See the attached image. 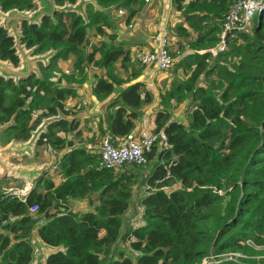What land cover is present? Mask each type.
Returning a JSON list of instances; mask_svg holds the SVG:
<instances>
[{
    "label": "trees",
    "instance_id": "trees-1",
    "mask_svg": "<svg viewBox=\"0 0 264 264\" xmlns=\"http://www.w3.org/2000/svg\"><path fill=\"white\" fill-rule=\"evenodd\" d=\"M84 1V12L78 13L65 9L78 0H54L58 11L52 17L23 23L24 49L31 56L50 53L47 63L40 62L39 74L26 81L0 77V146L28 142L43 125L36 147H70L57 162L59 183L43 170L25 201L0 188V264L30 263L34 229L44 245L58 248L44 264H202L204 259L208 264H264L254 257L264 254V11L259 30L254 17L252 37L233 33L229 37L237 36L226 40L229 51L212 60L210 50L219 43L225 16L237 0H171L181 15L171 30L178 40L175 46L181 48L179 41L184 40L193 54L174 65L175 71H189L187 78H175L160 98L153 132L163 133L165 140L159 139L148 154L150 170L105 171L99 169V153L72 148L59 136L78 127L74 119L59 115H67L65 102L75 97L76 76L92 66L104 72L96 78L93 94L98 101L107 100L99 133L117 146L133 131L153 95L144 82L125 81L115 74L117 61L125 66L130 62L125 46L95 38L98 30L105 36L104 27L113 29L106 10L126 11L124 21L130 22L144 10V2ZM37 9L34 0H0L2 13L31 14ZM14 45L0 20V61L16 69L21 60ZM223 55L239 57L238 64L220 67ZM71 58L74 75L58 67ZM144 70L145 66L143 71L133 69L131 76L139 78ZM213 76L218 77L217 87ZM202 80L209 83L201 87ZM116 88L119 92L110 98ZM187 100L188 124L171 120L173 105ZM135 187L143 194L142 222L122 232V216ZM73 200H88L92 209L73 211ZM32 205L44 217L41 225L29 212ZM119 239L128 242L134 256L113 254ZM228 253L247 256L227 258Z\"/></svg>",
    "mask_w": 264,
    "mask_h": 264
},
{
    "label": "rangeland",
    "instance_id": "rangeland-1",
    "mask_svg": "<svg viewBox=\"0 0 264 264\" xmlns=\"http://www.w3.org/2000/svg\"><path fill=\"white\" fill-rule=\"evenodd\" d=\"M36 3V6L38 8H42V6L45 7L46 10H48L49 6L48 3L46 2V0H34ZM80 2H83V0H80ZM144 2V10L142 12H139L137 17H135L136 19L139 17H144L145 20H148V17L151 15L149 13V10L151 8L154 7V4H151V0H148L147 2L145 0H143ZM81 7V6H79ZM78 7V8H79ZM68 8V7H67ZM70 8V7H69ZM72 8V7H71ZM80 10V9H79ZM264 11V8L262 9ZM261 10V11H262ZM162 11H164V15L162 16H167L168 18V24H166V28L168 30L170 39H169V49L171 51L172 54H174L172 57L174 59V65L177 64L179 61L183 60L186 56L193 54V51L189 49V47L187 46V42H185L184 40L179 41L182 42V47L181 48H176L175 44L176 42H178V40H176L172 34H171V30H172V26L174 24V22L176 21V15L172 9V7H167L163 6ZM109 11L106 10V13L109 15L110 20L113 23V29H109V28H105L104 27V32H105V36H101L102 34H100V30L97 31V35L95 38V41H104L107 43H111L112 46L117 47L118 45H123L125 46L126 49L129 50L130 52V62L125 66L122 64L121 60L117 61V63L115 64V74L122 78L125 81H135V80H140L141 82H144V89L148 92H150L153 95L154 101L151 104V109L150 111L154 114V112H156L157 110H161L162 105L160 103V98L161 96L170 89L172 82L174 81L175 78H178L180 80H185L187 78V75L189 74V71L186 72V70H179V71H175V66L173 65V67L171 68V70L167 73H158L155 74V78L154 80L149 83V84H145L146 83V79H143L145 77L144 72L142 73L143 75H141L139 78L134 79L131 76L132 70H142L143 71V66H141L136 59V51L141 52V48L140 45L139 49H134L132 47V49L130 48L129 44L132 40H133V36L135 34V32H137V29H141L142 28L140 26H143L144 23L141 25V23H137L135 21V19L130 21L132 22V24H129L130 22H125L124 19L125 17L128 15V13L126 11H124V13L122 15H120L118 12H113L112 14L108 13ZM83 13V12H82ZM161 13H159V17L156 18L154 25H156V27L152 28V31L148 33V36L146 37V41L144 42L145 46L142 50H144L146 48V46H148L147 41L148 39L152 38L154 35H157L158 30L161 29L159 28V18L161 17ZM4 14H8V13H4ZM26 16H29L30 14H24ZM259 13L256 15L258 18ZM255 16V17H256ZM164 17V18H165ZM262 21V19H261ZM254 19L252 20V24L251 26L248 28L247 31H245V33H247L250 37L253 36V27L255 26L254 24ZM128 25H131L133 28L128 29ZM256 25H257V20H256ZM263 29V26L262 28ZM237 35H233L232 37H229L228 40L231 42V40H233ZM109 37H114L115 41L111 42L109 40ZM94 41V42H95ZM150 41V40H149ZM93 42V43H94ZM96 44V43H94ZM133 46V44L131 45ZM230 46L226 45V49L224 52H222V54H225L227 51H229ZM131 49V51H130ZM26 53H29L28 51H26ZM30 54V53H29ZM201 54V53H200ZM47 55L46 56H31V59L34 58H38L40 59V61L42 63H46L47 62ZM215 58H217V55L214 56L212 55V60H216ZM239 57L236 56H229V55H223L220 56L218 59V64L219 66H223V67H227L229 69H232L234 66H236L239 62ZM212 60H209L211 63ZM74 59L71 58L69 61H63L61 63V67L62 71H68V74H72L71 71V65L73 64ZM23 63L21 62L20 67L18 68V70L23 69ZM34 70L35 72H37V74L39 73V64H35L34 65ZM145 71V70H144ZM74 75V74H72ZM104 75V72L100 69L97 70H93L92 66L90 68H88V70L86 71V73L82 76H76V84L75 85H79V84H83L85 83L88 79H93L95 80L96 78H98L99 76ZM217 76H213V81L212 84L214 86L217 87ZM207 83H209L207 80H202L199 82V86L203 87L205 86ZM82 89H84V87H82ZM87 89V91H86ZM90 86H88L87 88H85V90H83L82 93H80L79 95H76L75 98L69 99L66 104V108L65 112H67V115L65 114H60V118H64L65 120H73L75 119L77 116H79L82 111L85 112L86 110L81 109H74L72 108V106L70 104H74L77 105L80 101L82 100H87L88 102V108H91L92 106V99H91V90L89 91ZM188 103L189 101H185L183 104L181 105H173L172 111H171V120L173 121H177L180 122L184 125H187L190 117L188 114ZM49 120H46V122ZM86 121V120H85ZM44 126H40L38 128V131L35 132L31 138V143H33V146L35 144V139L38 135L39 130H43ZM97 130V128H96ZM79 134L76 135H72L70 136L69 139V143L71 146H73L74 148H81L83 145L86 144V140L83 137V128L79 130ZM96 136L94 137V141L93 142H87L88 144H91L92 146H98L101 138L103 137L100 133L97 132V134H95ZM30 149V151L24 155L22 158L16 157L14 158L15 161H19V162H12L9 158H7V163L12 165L14 168L17 169H23L26 171H32L34 172L36 175L34 178L30 179L27 176H20V175H10V177L8 178V180L4 181L2 183V185H0V188L2 191H5L6 195H10L13 192H16L17 190H22L25 186H28L29 184H33L34 179L41 173V171L46 170L48 171L56 180V182H58L60 180L59 177V170L57 168V162L59 160V158L61 157L63 152H67L69 150L70 147H67L64 151L61 152H56L48 147H46L45 145L40 146L38 149H36V151L34 150V148ZM158 146H160V143L158 144ZM22 159V160H19ZM153 162L147 163L143 168H145L146 170H150L151 166H152ZM146 170H142V174H145L147 171ZM146 171V172H144ZM143 185V184H142ZM142 187V186H141ZM165 190H168L167 188ZM139 191L137 190V188L135 187L134 189V193H133V200L136 199V197L138 196ZM143 195V194H141ZM71 210H75L76 212L79 211V209H73L74 205L73 202L69 203ZM262 236L264 237V233L262 234ZM259 249V248H257ZM119 251H123L125 252V254H129L130 256H134L132 255L130 252V248H129V244L124 242L121 243H116L114 248H113V254ZM112 254V255H113ZM242 255H244L245 257L247 256L244 253H241ZM240 254V255H241ZM116 255V254H115ZM256 260H261L264 261V254L258 253L254 255ZM109 259V258H108ZM102 264H106V262H102ZM202 264H208V260H204Z\"/></svg>",
    "mask_w": 264,
    "mask_h": 264
},
{
    "label": "built area",
    "instance_id": "built-area-1",
    "mask_svg": "<svg viewBox=\"0 0 264 264\" xmlns=\"http://www.w3.org/2000/svg\"><path fill=\"white\" fill-rule=\"evenodd\" d=\"M146 2L148 0H145ZM264 8V0H237L230 8L222 24L220 41L217 46L210 50V53L216 56L226 49V40L236 32H245L252 24L254 17ZM120 15L123 10L118 11ZM127 28H132L128 25ZM150 50L138 52L136 55L137 62L154 73H167L174 65V59L169 49V35L166 30L154 35L149 42ZM26 51V50H25ZM93 69H97L92 67ZM68 74V71H65ZM151 121L148 118L141 120L140 127L133 129L121 142L116 146L112 143L111 138L105 135L101 138L98 145L99 152V169L105 171H120L126 167L141 168L147 164V156L150 154L156 142L161 139L165 140L164 134H155L150 129ZM90 149V147H88ZM27 187L23 190H17L14 195L18 200L25 201ZM29 212L37 219L38 225L45 220L42 215H37L38 207L32 205ZM248 243H250L248 241ZM241 257L239 253H228L225 257ZM206 260V259H204ZM203 260V261H204ZM203 263V262H202Z\"/></svg>",
    "mask_w": 264,
    "mask_h": 264
},
{
    "label": "crops",
    "instance_id": "crops-1",
    "mask_svg": "<svg viewBox=\"0 0 264 264\" xmlns=\"http://www.w3.org/2000/svg\"><path fill=\"white\" fill-rule=\"evenodd\" d=\"M187 1H189V0H187ZM84 3H85V1L83 0V2H80V0H78V2H77V4L75 5V6H73V9L74 10H76L78 13H82V12H84ZM151 4H154V7L153 8H151L150 10H149V13L151 14L149 17H148V20H145L144 19V17L142 18V17H139V18H134L135 19V21L137 22V23H141V25L144 23V25L143 26H140L141 28H142V30L141 29H137V32H135V34H134V36H133V40L129 43V44H133V46H131L130 45V48L132 49V47L134 48V49H139V46L140 45H142V46H140V48H141V51H148V50H150V46H149V44H148V42H150L149 40H150V38L148 39V41H147V44H148V46H146V48L144 49V50H142L143 48H144V46H145V44H144V42L146 41V37L148 36V33L149 32H151L152 31V28H154V27H156V25H154V23H155V20H156V18L157 17H159L158 15H159V13L160 12H162L161 13V17L162 18H159V28H161V29H159L158 30V32L159 33H161L163 30H166L167 32H168V30H167V26H166V24H168V18H167V16L165 17V16H162V15H164L165 13H164V11H162V8H163V6H166L167 7V5H168V7H172V9H173V11H174V13L175 14H177L176 16V21L174 22V24L173 25H175L177 22H179V18L181 17V15H180V13L179 12H177L174 8H173V6H172V2H171V0H151ZM79 6H81V7H79ZM79 7V8H78ZM38 8V7H37ZM80 9V10H79ZM37 10H43V11H45V12H49V10H50V8H48V10H46L45 9V7L44 6H42V8H38ZM36 10V11H37ZM35 12V11H34ZM165 17V18H164ZM41 17H37L36 19V21L35 22H38L39 21V19H40ZM134 19H132V22H133V20ZM132 22H130L129 24H132ZM133 28V27H132ZM128 29H131V28H128ZM221 30H222V28H221ZM159 33H157V34H159ZM171 34H173L172 33V31H171ZM221 34V33H220ZM168 35H169V33H168ZM173 36V35H172ZM174 37V36H173ZM169 39H170V36H169ZM177 40V39H176ZM131 49H130V51H131ZM132 52V51H131ZM139 51H136V54L138 53ZM171 52V51H170ZM202 54L203 52L202 51H200L199 52V54ZM47 55V60H48V57H49V55H50V53H48V54H45V55H42V56H46ZM212 55V54H211ZM33 57H35V56H33ZM38 59V58H37ZM1 63H6V64H8L12 69H14V70H16V71H23L24 70V68L23 69H21V70H18V68H13L9 63H7V62H2V61H0ZM41 61H38V62H36V63H33L32 64V67H33V70H34V65L35 64H39ZM63 61H61V62H59V64H58V67H59V69L62 71V68L63 67H61V63H62ZM47 63V62H46ZM43 64H45V63H43ZM93 69V68H92ZM93 70H97V69H93ZM180 70V69H179ZM179 70H177V71H179ZM148 72H149V69L148 68H145V71H144V75H145V77L143 78V79H146V83L145 84H149V83H151L153 80H154V78H155V74H158V73H154V71L153 70H151L150 69V73L148 74ZM33 74H37V72H35V70L33 71ZM39 74V73H38ZM96 80V79H95ZM95 80H93V79H88L85 83H83V84H79V85H73V88H74V90H75V97H76V95H79L80 93H82L83 92V90H85V88H87L88 86H90V89H89V91L91 90V88H92V91H90L92 94H91V99H92V106H91V108H88L89 106H88V102H87V100H82V101H80L77 105H74V104H70L71 106H72V108H74V109H83V110H86L85 112H81V113H79L80 115L79 116H77L74 120H75V122L77 123V125H78V127H77V129L75 130V131H72L71 133H68V134H64V133H62V134H59V136L60 137H62V138H65L66 139V141L68 142L69 141V137L70 136H72V135H76V134H79L80 132H79V130L80 129H82L83 128V137H84V139L86 140V144L85 145H83L82 147H85L88 151H90V152H97V153H99L98 152V146H92L91 144H88L87 142H90V139L94 136H96L95 134H97V132L99 133V131H98V126H99V121H100V118H101V116H103V114H104V105H105V103H106V101L107 100H104V101H98L97 99H96V97L94 96V94H93V87H94V82H95ZM126 85H124V86H122V87H120V88H124ZM82 87H84V89H82ZM86 91H87V89H86ZM119 92V88H116V90H115V93L110 97V98H113L115 95H117V93ZM75 97H73V98H75ZM70 99H72V98H70ZM69 100V99H68ZM67 100V101H68ZM66 101V102H67ZM66 102H65V109H67L66 108V106H67V104H66ZM150 109H151V105L150 106H148L145 110H144V113H143V115H142V117H141V119L136 123V125H135V127H134V130H136V129H138L139 127H140V123H141V120L142 119H144V118H148L150 121H151V124H150V129H151V131H153L154 130V128H155V123H154V121H155V114H156V112H154V114L150 111ZM158 111V110H157ZM86 120V121H85ZM41 126H43V125H41ZM104 126V125H103ZM96 128H97V130H96ZM104 128H105V126H104ZM1 130V129H0ZM44 130V129H43ZM38 131V130H37ZM36 131V132H37ZM40 131H42V130H39V132ZM38 132V133H39ZM35 133V132H34ZM33 136V135H32ZM68 137V138H67ZM32 138V137H31ZM31 138H30V140H28V142H24V143H19V142H17V143H15V142H11V143H9L8 145H6L5 147H2V146H0V150L1 151H4V150H6V149H8L10 146H13L16 150H20L23 146H25L27 143H29L30 141H31ZM35 141H36V139H35ZM32 142V141H31ZM69 143V142H68ZM159 144V143H158ZM158 144H157V146H158ZM160 145H161V143H160ZM32 146H33V143H31V146H30V148L26 151V153L24 154V155H26L29 151H30V149L32 148ZM40 147V146H39ZM39 147H36L35 146V144H34V146H33V148H34V150L36 151V149H38ZM81 147V148H82ZM88 147H90V149H88ZM41 148V147H40ZM39 148V149H40ZM72 148H74L73 146H72ZM157 150L159 151L160 150V147L158 146L157 147ZM62 151H64V150H62ZM56 152H61V151H56ZM65 152H63L62 153V155L64 154ZM24 155H22V156H6L5 157V161L7 162V158H9L12 162H19V161H15L14 160V158H16V157H19V158H22ZM62 155H61V157H62ZM60 157V158H61ZM60 158H59V160H60ZM19 160H22V159H19ZM59 160H58V162H59ZM17 169V168H16ZM20 170H23V169H20ZM26 171V170H25ZM27 172H32V171H27ZM34 173V172H33ZM41 173H42V171H41ZM40 173V174H41ZM39 174V175H40ZM35 173H34V176L32 177V178H34L35 177ZM38 175V176H39ZM37 176V177H38ZM10 176H8L6 179H4L3 181H1L0 182V185H2V183L4 182V181H6V180H8V178H9ZM28 177V176H27ZM36 177V178H37ZM32 178H30V179H32ZM35 178V179H36ZM58 178H60V177H58ZM34 179V180H35ZM34 182V181H33ZM60 182V180L58 181V182H56V184L57 183H59ZM143 184V183H142ZM140 186V185H139ZM142 186V185H141ZM27 187V189H28V191H25L26 192V194L32 189V187H33V184H29L28 186H25L23 189H25ZM22 189V190H23ZM141 197H143V195H141V192L139 191V193H138V196L136 197V199L135 200H133L132 201V199H133V197H132V199H131V203H130V205H129V207H128V209H127V211L125 212V214L122 216V219H123V222H124V225H123V229H122V232L123 231H125L128 227H131V226H133V227H135V226H137V225H139V224H141V222H142V209H143V207H142V205L140 204V199H141ZM73 205H74V208L73 209H79V211L78 212H84V211H87V210H91L92 209V205H89V202H88V200H73ZM73 211H75V210H73ZM38 225V224H37ZM30 240H31V242H32V246H33V255H32V259H31V261H30V263L29 264H44V262H45V258L47 257V255L49 254V253H51V252H54V251H56V250H58V248H52V247H49V246H46V245H44L43 243H42V241L40 240V238L37 236V234H36V230L34 229L33 231H32V233H31V236H30ZM121 242H123V240H121V239H119L116 243H121ZM126 243H128V242H126ZM115 246V245H114ZM2 264V263H1Z\"/></svg>",
    "mask_w": 264,
    "mask_h": 264
},
{
    "label": "water",
    "instance_id": "water-1",
    "mask_svg": "<svg viewBox=\"0 0 264 264\" xmlns=\"http://www.w3.org/2000/svg\"><path fill=\"white\" fill-rule=\"evenodd\" d=\"M48 6L50 8L49 12H45L43 10H37L31 13L29 16L24 15L20 12H10L8 14H4L0 12V20L1 26L5 31L9 32L11 37L14 38V49L16 54L20 58L23 63L24 70L16 71L12 69L8 64L0 62V77L7 78L14 81H26L33 75V67L32 64L40 61V59L30 58V54L26 53L23 45H22V34H21V25L23 23H33L37 19V17H52L56 11H58L57 7L54 4V0H46ZM70 7V8H69ZM65 9L74 10L73 7L69 6ZM263 11V10H262ZM258 12L257 18V29H260L261 25V12ZM27 14V13H26ZM31 142L27 143L20 150H16L13 146H10L8 149L1 151L0 150V182L6 179L10 175H20V176H28L32 178L34 176L33 172H27L25 170H20L14 168L12 165L8 164L5 161L6 156H22L26 153V151L30 148ZM144 178L140 181V186L142 185Z\"/></svg>",
    "mask_w": 264,
    "mask_h": 264
}]
</instances>
